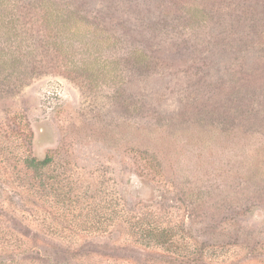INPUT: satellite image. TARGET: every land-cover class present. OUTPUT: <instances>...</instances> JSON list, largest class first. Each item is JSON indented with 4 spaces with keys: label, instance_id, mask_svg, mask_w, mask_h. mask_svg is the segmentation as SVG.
Here are the masks:
<instances>
[{
    "label": "rangeland",
    "instance_id": "1",
    "mask_svg": "<svg viewBox=\"0 0 264 264\" xmlns=\"http://www.w3.org/2000/svg\"><path fill=\"white\" fill-rule=\"evenodd\" d=\"M18 1L21 37L11 50L0 39L23 63L0 72V215L46 256L22 264L154 261L109 217L145 206L204 248L195 264H264V0H57L96 32L89 51L67 49L77 66L99 60L96 82L71 73ZM26 157L53 158L49 189L23 195L38 207L10 205L17 184L39 183ZM34 213L60 233L21 217Z\"/></svg>",
    "mask_w": 264,
    "mask_h": 264
},
{
    "label": "trees",
    "instance_id": "2",
    "mask_svg": "<svg viewBox=\"0 0 264 264\" xmlns=\"http://www.w3.org/2000/svg\"><path fill=\"white\" fill-rule=\"evenodd\" d=\"M26 2H29L28 4H31L39 12L40 19L46 29V37L56 52L62 54L64 59L68 61V64L72 65L71 73L81 72L88 76L87 79L89 81H98L97 71H101L99 60L88 59L83 61L81 66H77L75 65L73 56L67 50L72 47V41L78 39L81 40L82 46L84 45L85 47L87 45L86 48L89 51L90 43L86 41H90V33L92 37L93 35L96 36V32H91L85 19L82 16H77L72 10L64 11L60 9L57 0H27ZM18 3V0H0V39L9 44L10 50L21 37L20 17L16 13ZM191 19L193 23H196L203 21L205 16L199 9L192 8ZM86 38L87 40H85ZM4 47L6 46L0 47V72L8 71L12 72L11 75H14L22 68L23 63L20 57H17L14 52L8 53ZM18 48L19 46H15V49ZM137 55L140 68H147V56L143 52H138ZM103 67L105 77H112L113 79L115 70L108 64H104ZM152 160L155 163L158 162V158L155 155H152ZM20 161L27 172L33 173L40 180L39 183L31 182L29 185L28 182L17 184L16 187H21L20 190L22 189V196L19 197V201L12 199L10 201V205L16 207L21 206L25 202L23 195L26 194L27 190L31 191L30 189H34V191L39 193L41 190L46 191L49 189V185L41 179V175L46 168L53 164V158L45 157L39 159L37 157H26L20 159ZM149 164L151 163L149 162ZM152 167L157 169V166ZM22 184H26L28 187ZM25 204L38 207L36 203H32L28 199H26ZM115 214L118 215L117 212ZM115 214L113 216L109 215L112 221L114 219L121 220L135 237L136 242L144 248L145 253L158 256L153 258L154 261H152V258L150 261H145L144 259L137 264H160V261L167 264H188V262L195 264V262L201 261L205 256L203 247H193V245H190L192 244L191 237L188 236V232H186L183 224L182 226L171 225V216L166 210H154L151 207L145 206L143 212L130 213L128 210L122 209L121 216L120 214L119 216ZM21 217L29 224L35 222H38L40 226L47 224L50 234L57 235L60 233L59 230L53 228V225L51 226V224L47 223L46 217L42 214H23ZM87 233L91 234V232ZM43 253L37 247L28 244L27 240L24 241L23 236L12 230L8 226L7 221L0 215V264H22V262L34 257L45 260L46 256H43ZM48 259L52 262V258Z\"/></svg>",
    "mask_w": 264,
    "mask_h": 264
}]
</instances>
